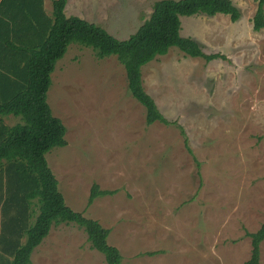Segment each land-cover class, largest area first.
<instances>
[{
  "label": "rangeland",
  "instance_id": "1",
  "mask_svg": "<svg viewBox=\"0 0 264 264\" xmlns=\"http://www.w3.org/2000/svg\"><path fill=\"white\" fill-rule=\"evenodd\" d=\"M53 1L45 0L49 13ZM156 1L67 0L65 13L126 40ZM232 1L237 22L181 18L182 36L225 59L171 48L143 67L144 88L170 125H147L115 56L100 60L72 44L52 75L48 103L67 146L46 155L49 167L67 206L111 231L124 264H244L252 256L246 233L264 225V29L253 28L258 0ZM94 184L117 193L88 207ZM31 259L106 264L75 224L55 225Z\"/></svg>",
  "mask_w": 264,
  "mask_h": 264
},
{
  "label": "trees",
  "instance_id": "2",
  "mask_svg": "<svg viewBox=\"0 0 264 264\" xmlns=\"http://www.w3.org/2000/svg\"><path fill=\"white\" fill-rule=\"evenodd\" d=\"M66 6L67 0H54L49 13L45 0H0V264H32L34 251L61 224L82 229L106 264H124L118 248L109 244L111 231L67 206L46 158L52 149L67 146V128L54 116L48 92L68 48H91L100 60L115 56L126 70L132 96L146 109L147 125H170L144 88L143 67L171 48L208 63L225 59L205 53L196 40L182 36L181 18H241L232 0H158L139 29L119 40L95 23L67 16ZM253 24L255 31L264 29V0H258ZM10 116L22 122L8 125L5 119ZM116 193L94 184L87 206ZM246 235L252 240V256L244 264H261L264 225Z\"/></svg>",
  "mask_w": 264,
  "mask_h": 264
},
{
  "label": "crops",
  "instance_id": "3",
  "mask_svg": "<svg viewBox=\"0 0 264 264\" xmlns=\"http://www.w3.org/2000/svg\"><path fill=\"white\" fill-rule=\"evenodd\" d=\"M10 117L11 118H9V117H7V118H9V119H12L13 118V116H10ZM7 118L5 119L6 123H7ZM7 124L10 125L9 122Z\"/></svg>",
  "mask_w": 264,
  "mask_h": 264
}]
</instances>
